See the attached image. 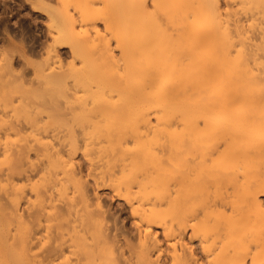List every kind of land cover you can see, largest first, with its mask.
Returning a JSON list of instances; mask_svg holds the SVG:
<instances>
[{"label":"rangeland","instance_id":"obj_1","mask_svg":"<svg viewBox=\"0 0 264 264\" xmlns=\"http://www.w3.org/2000/svg\"><path fill=\"white\" fill-rule=\"evenodd\" d=\"M76 1L41 0V3L38 0H0V259L4 257L8 261L5 264H42V260H45L43 264H91V259L87 261L88 254L94 252L91 253L90 247L100 250L99 253L95 250L96 256V253L99 255L109 250L105 246L110 248V255L105 252L101 255H106L104 257L111 264H143L146 261L144 264H172L175 254L186 259L187 264H192L194 257L199 264L209 261L224 264L230 258H245V264H251V252L261 250L264 255V150L256 152V147V150L254 147L247 148L252 147L248 143L245 146L248 154L241 158L239 155L245 153H242V147H239L241 151L237 148L239 145L234 146V150L236 147L241 154L233 156L227 149L231 143L224 147L220 139L215 141L213 138V142L218 140L219 150H229L232 159L245 157L241 160L243 167L238 159L236 162L241 164V168L236 163L237 173L232 165L235 161L229 162L232 159L226 151L230 160L227 157V161L222 160L221 163L226 169L223 165L221 169V165L216 163L218 159L221 161L220 155L213 159L216 162H213L210 171L203 168L202 172L216 170L211 175H215V179L220 178L219 184L208 186L209 193H205V185H202V192V188L200 191L196 188L198 192L192 196V204L186 209L184 207L185 211L179 210V206H164L168 192L165 186L152 188L149 183L135 182V177H140L141 172L149 169H154L158 177L165 173L177 174L184 171L190 158L183 154L182 157L176 151L171 152L172 161L167 160L166 155H162L161 159L163 152L159 143L165 136L154 130L156 121L152 114L149 116L152 126L149 127L153 131L139 121L134 120L138 125L132 124L133 118L130 120L126 116H107L93 123L96 110L105 107L102 98L95 93L93 71L99 67L108 69L109 65L99 63L98 55L90 45L81 46V56L75 55L68 43L56 44L55 40L60 38L57 25L74 28L69 41L83 42L89 37L107 42L114 59L120 57V50L101 20V1L90 0L94 10L90 12L91 18L86 24L80 20ZM147 5L151 6L150 0ZM217 6L221 28L223 31L226 29L229 35L226 38H231L229 41L232 42L224 45L228 55L221 71L225 87L211 96V102L215 98L216 101L221 100L218 102L220 105L222 101L225 107L230 108L231 105V111H236L235 115L240 112L243 116L239 113L238 117L244 119L257 107L264 109V0H218ZM65 11L75 20L73 25L70 23L72 19H66ZM256 94L263 98H260L263 102L255 99ZM253 99L259 104H254ZM111 100H117V96L113 95ZM217 105L213 110L215 112L217 107L220 108ZM108 131L113 134L107 138L105 133ZM136 131L139 134H135ZM137 138L143 141H137ZM135 139L139 143L145 141L142 148H148L156 155L143 153L141 146L135 145ZM243 144L241 142V146ZM203 148L199 149V154L202 156L203 153L202 157L207 159L206 153L208 155L210 149ZM216 154L213 156L217 157ZM178 157L183 158L179 159L182 164ZM131 160L133 163L130 164ZM164 162L166 170L160 168ZM206 163L211 164L209 161ZM238 169H245L241 171L245 174L239 173ZM243 175L248 178L243 180ZM201 176L204 179V173ZM247 180L253 181L247 186L253 188L262 204L261 209L255 204L241 209L249 214L247 223L239 224V217L228 207L224 214L212 212L200 221L201 210L208 206L207 202L218 195L236 200ZM126 182L130 184H127L128 189ZM142 197L152 201L156 199V203L162 201L163 207H156L160 208L157 209V223L151 216L153 225L146 226L141 222L142 205L145 206L140 200ZM182 211L187 218L190 212L199 215V221H188ZM171 223L174 233L172 230L173 235L170 233L167 237L165 235ZM137 224L141 226V233H137L140 230H137ZM182 227L186 230L181 235ZM146 232L148 235H145ZM96 238L102 245L96 242ZM143 240L147 245H159L156 248L149 245L150 253L145 260L140 258L142 261L139 262L134 253L144 251ZM99 245L105 249H99ZM104 257L96 256L95 260L98 258L96 262L99 263ZM39 259H42L40 263Z\"/></svg>","mask_w":264,"mask_h":264},{"label":"bare ground","instance_id":"obj_2","mask_svg":"<svg viewBox=\"0 0 264 264\" xmlns=\"http://www.w3.org/2000/svg\"><path fill=\"white\" fill-rule=\"evenodd\" d=\"M38 1L41 2V0ZM99 1H101L102 3L101 20L108 34L114 39L116 47L120 50V57L118 59H114L113 56L110 55V49L107 46L108 44L103 40L90 39L89 37H87L86 39H84L83 42L77 40L69 41L70 36L74 33V28L71 27L67 29L65 27V24H62L61 28L59 24L57 25L59 27L58 30H60L58 31L60 38L56 40L54 39L55 43L59 45L63 43L65 44L68 43L75 55H79V54L81 55L80 49L82 45H90L93 48L95 54L97 53L99 63L102 66L109 65L108 69L104 68V70H102L99 67V69L93 71L95 72L93 74L95 77L94 78V83L96 88L95 93L96 95H99L105 103V107L96 110L97 116H95V120L93 121V123H98L102 118H106L107 116L117 115L118 118H122L126 116V118L130 119L132 117L133 118L132 124H134L136 121H139L141 124H145L146 128L148 126L149 129L150 128L149 126L151 125L149 116L152 114L156 121L155 122L156 126L155 125L153 126L154 130L156 129L165 136L163 142L159 143L161 151L163 152L161 156L166 155L167 158L166 157L165 158L167 160L172 161L171 159L173 158V156L171 152L175 153L177 151L181 153V156L183 154L186 156L187 159L190 158L187 162L185 161L187 163V164L185 163L186 165L184 164V160H182L183 164L185 165V168L183 169L184 171L179 172L177 174L165 173L161 177L160 176L158 177V175L154 174V169L152 171L149 169L141 172L140 177H135L134 180L137 183L138 182L146 183V184L149 183L148 185L151 184L150 186L151 187L155 186L154 188H157L156 186L158 185H161L163 187L165 186L164 188L168 192L166 196L165 195L166 191H164L166 201L164 202L163 205L164 206L166 205V207L168 208H170V206H177L178 208L179 206V210L180 209L184 210V207L186 209L187 205L190 206V204H192L193 202L192 196L196 192L200 191L202 185H205V187L203 186L205 190L204 188H202L201 192L202 190H204L205 193L207 194L208 186L219 184L220 181H218V179L220 178L216 176L218 179H215L214 178L215 175H211L216 170L211 171L212 173L202 172L203 168L205 169V171H210L209 169H212L213 166L212 164L216 160V158H219V155L221 161L218 159L216 161L219 162L216 161L215 162L218 163L219 166L221 165L220 166L221 169L224 167L226 169V166H224L221 163L224 160L226 162L227 157L229 158V156H227L229 150H230L229 153H233V156H238L241 153L238 152L237 148L242 147L244 149L243 151L242 149L240 148L239 149L243 153L246 149L245 146L248 145V143L249 146L252 147L247 146V148L251 149L254 147V150H256L255 149L256 147L257 148L256 152L259 151L260 153L261 150L259 149L264 150V144H262L264 143V109L262 108L260 109L259 107H257L258 109L256 110L254 109L255 110L254 112L247 114V116L244 117V119L243 117L241 119L240 117L243 115L240 112L239 113L241 116L238 117L239 113L235 115L236 111H234V113L233 111H231L233 109L231 105L230 108L232 109H230L229 106L225 107V105H222L224 104L223 101L220 105V103L218 102H220L221 100L216 101L215 98H214V102H211L213 99V97L211 98V96L213 94L217 95L216 92L219 93L220 92L219 90L220 89L222 90L223 87H225V83H223L225 82L224 75L223 73L221 74V71H222L223 63L226 62V60L228 59L226 46L230 45L232 42L229 41L231 39L230 37H229L230 39L226 38V36L228 37L229 35L227 31H225L226 29L224 30L225 32L222 30L223 27L221 28L220 25L221 19L217 6L218 0H150L151 2L150 7L147 5L148 0H99ZM89 3L90 0H82V1L78 0L75 2V8L79 11L80 20L84 24L89 22L91 18L90 12L94 10L92 9ZM64 13L67 16L66 18L67 20L72 19V16L69 15L67 11H65ZM74 21L75 20L72 19V22L70 21V23H72L73 25ZM86 31L87 30H85V33ZM96 34L98 35V32H96ZM219 81L221 82L220 84ZM215 82L216 84L219 85V88L218 85L215 84ZM257 94L255 99L259 98L260 94L259 95ZM111 95L112 96L116 95L117 100L112 101ZM260 98L261 100L263 99L262 97ZM260 98L258 99V102L261 101ZM253 101L254 104H259L257 100L255 102V100L253 99ZM213 103H215V105L218 104L217 106L220 105L219 107L221 109L220 108L218 109V107L216 109V112L218 111V113L220 114H217L215 111H213L215 110L214 108H216V106L213 105ZM225 109H227V111ZM213 112H214V116H212ZM215 116H219V117L216 118ZM132 118L130 120H132ZM241 120H243V122ZM153 128L150 129L153 131ZM137 132L139 134V131H136L135 134ZM112 134L113 132L108 131L105 133V136L108 138ZM138 137L140 136L138 135ZM134 138H136V136ZM213 138H215V141L216 138L220 139L222 141V145L224 143L223 145L224 147L231 145L230 147L233 150H234V146L239 145L237 148L235 147L237 152L235 150H234L235 152H233L230 149V147L227 148L229 149L228 151L225 148L223 149L221 148V150H219L220 147L219 148L217 147L218 140L217 142H213ZM138 139L139 138H137V141ZM139 140L143 141L142 139ZM141 141L140 143L139 142L137 143L134 142V143L136 146L140 145L141 149L144 150V148L142 147H145V143H144L145 141L143 142L144 145ZM241 142L244 143L243 144L244 147L241 146ZM258 144L260 146H258ZM203 146L207 148L209 147L210 149L209 154L207 155L206 153V156L208 157L207 159L202 157L204 156L203 153L202 156L201 154H199V149L201 147L203 148ZM204 149L205 148H203V150ZM146 150H148V148ZM146 150L142 152L143 153L147 152V156L149 154L151 155L153 154V156L156 155L155 153ZM142 152L141 154H143ZM224 153L226 154V156H224ZM213 154H216L217 157L213 156ZM243 154L244 155H239V156H241V158L242 156H245L246 151ZM143 156L145 157L146 155L143 154ZM163 156L161 159H163ZM222 156H224L226 159L225 158L222 159L223 158ZM231 156L232 154L230 155V158L232 159ZM175 157H177L176 155H174V159H177ZM181 158L178 157V161H180L179 159ZM241 158L237 157V160L239 159L241 161L246 159L245 157L244 159ZM234 159L230 160L229 162L235 161L234 163H232V165L234 164L235 166L237 163L239 168H241L240 165L242 164V161L241 162L239 161L241 163L239 165V163L236 162L237 161L236 158ZM133 160L135 161V159ZM207 161H209V163L211 164L208 165L206 163ZM131 163H133L132 160L130 164ZM160 165L163 166V167L160 166L161 169L166 170V168H164L166 167L165 162L161 163ZM177 165L179 167L180 164ZM222 165L224 167H222ZM181 167L182 166L180 165V168ZM236 167L237 166L233 168L236 169ZM123 170H125V168ZM238 170L239 173H241V171L245 169L243 170L238 169ZM236 172L238 173L237 169ZM203 173H204V177H203L204 179L201 178L202 177L201 174ZM241 174H245V173L242 172ZM245 178H248L247 175L246 177L244 176L243 180ZM248 182L251 184V182L253 181L252 180L245 181V186L243 190L240 188L242 194L239 193L240 191L239 192L237 191L239 195L236 198L237 201L229 199L228 196L218 195V196H214L215 198L212 196L213 198L210 200L211 202H207L208 206H205L204 209L202 207L203 210H201L202 211L201 218L198 217L199 215L196 216L191 212L190 213L192 215L190 216L189 213L187 218L185 217L187 216V214L184 212L185 210L182 211L183 214L185 213V215L183 216L187 218L188 221L192 220L191 222H198L199 218L200 221L202 222L205 219V217L207 218L209 216V213L216 212L219 214H224L225 212L224 210L228 207L236 213L237 217H239L238 218L239 220L237 219L238 223L241 222V224H243L244 221H245L244 223H247V219L249 218V217L247 218L248 213L247 211L243 212L241 209L249 207L250 205L253 204L257 205L259 209L262 208V204L257 200V196L253 188L247 186L249 184ZM127 184L128 185L130 184L129 182H126V187L128 189L129 186ZM237 186L238 188L239 186L241 187V185H237ZM12 188L14 189V187ZM196 188L198 191L196 190ZM235 195H237V193ZM140 200H142L143 203H145L144 204L145 206L142 205L143 217L141 222L146 223V226L155 224L153 222V219L151 218L155 217L154 221L157 220L156 217L159 213L157 209H160L159 207L161 206L163 207L162 201L156 203V201L158 200L153 199L152 201L149 198L146 199L145 197L144 198L142 197V199ZM157 206L159 207L156 208ZM147 212L148 214H146ZM189 216L192 219H189L190 218ZM249 220L250 218L248 219V221ZM92 224L94 225V223ZM82 225L85 226L83 223ZM170 225H171L169 226L170 230L167 229L169 232L167 231H166L167 233L165 232L166 233L165 236L167 237L172 234V230H173L172 223ZM138 227L137 230L140 229L141 226L139 225ZM185 227L181 228L182 231L180 232L181 235L184 233V230H186L187 227L186 228ZM138 231L137 233H141V229ZM147 233L148 232H146L145 235H148ZM79 235L81 234L79 233ZM96 239H97L96 242H98V238ZM143 241L141 242V244L143 243L142 245L144 251L143 252L136 251L137 254L134 253V255L139 257V259H137L138 261L141 259L145 260L147 258V255L150 253L149 252L150 249L156 248L159 245V243H155L154 245L149 244L150 247L152 246L150 248L149 245L146 244L145 240ZM99 242L101 243L100 240ZM105 243L106 242H103V244ZM94 246L95 245H93V248L97 247L98 244H96L95 247ZM103 247L104 246H101L99 249L101 248L103 249ZM105 247L110 250L108 246ZM90 249H91V253L92 251L95 252V250H97L96 252L100 251L98 249L92 250V247H90ZM86 250L88 251L89 249L86 247ZM108 251L106 252L103 251L102 253L105 252L106 254L108 253L110 255V252ZM151 251H153V249ZM94 252L92 254H88L90 256L87 257L89 258L87 259V261L91 259L90 260L92 261L91 264H111L106 260L107 257L106 258L104 257L106 255L102 256L101 252L99 255L96 253V256H98V258L104 257L105 259H102V261L100 259L99 263L96 262L98 258L95 260L96 256ZM175 255L172 264H187L186 259L180 258L179 256L176 257ZM249 258L251 264H264V255L261 250H256V252L253 254L251 252ZM84 259H86V256H84ZM134 259L136 260V258ZM40 260L42 259H39V263ZM110 260L112 262V259ZM229 260L227 262L225 261L226 263L224 262V264L227 263L245 264L246 262L245 258L233 259L230 261ZM6 261L7 260H4V257L2 258L1 256L0 264H5ZM29 261H33V259ZM44 261L45 260H42L43 263ZM215 262L216 261H209L207 262V264L219 263V262L217 263ZM144 263H147V261L143 262V264ZM167 263H162V264H167ZM192 264H199L198 259H196V257L192 258ZM219 264H223V262Z\"/></svg>","mask_w":264,"mask_h":264}]
</instances>
